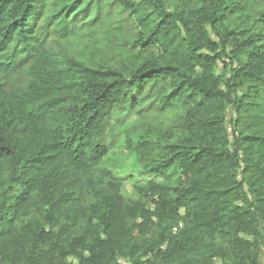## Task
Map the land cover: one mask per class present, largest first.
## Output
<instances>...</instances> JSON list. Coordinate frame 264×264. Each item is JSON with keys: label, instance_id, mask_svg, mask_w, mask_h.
Wrapping results in <instances>:
<instances>
[{"label": "trees", "instance_id": "trees-1", "mask_svg": "<svg viewBox=\"0 0 264 264\" xmlns=\"http://www.w3.org/2000/svg\"><path fill=\"white\" fill-rule=\"evenodd\" d=\"M121 260L264 264V0H0V264Z\"/></svg>", "mask_w": 264, "mask_h": 264}, {"label": "rangeland", "instance_id": "rangeland-1", "mask_svg": "<svg viewBox=\"0 0 264 264\" xmlns=\"http://www.w3.org/2000/svg\"><path fill=\"white\" fill-rule=\"evenodd\" d=\"M103 34H99L97 37H103ZM78 43L75 41H69V49L75 55H80L85 57L82 54V49L77 47ZM99 47L103 46L100 44ZM109 49L108 54L115 60L114 66L116 68L120 67L125 59L120 55H112V51ZM107 52V51H106ZM116 54V53H115ZM10 79L15 86H24L27 90L30 89L29 84H27L26 77L24 76V72L12 73L10 75ZM118 120L117 117L114 118V123ZM135 121V117L131 114H124L122 116L120 125L116 129V133L113 139V149L110 155L105 160L106 167L119 178L123 183L122 194L126 201H134L138 198V194L135 191L134 185H144L148 178L141 174L138 163L136 161L135 155L133 153L127 152L123 146V142L121 140V133L129 129ZM121 264H130L127 260H121Z\"/></svg>", "mask_w": 264, "mask_h": 264}, {"label": "built area", "instance_id": "built-area-1", "mask_svg": "<svg viewBox=\"0 0 264 264\" xmlns=\"http://www.w3.org/2000/svg\"><path fill=\"white\" fill-rule=\"evenodd\" d=\"M175 231H176V229H175Z\"/></svg>", "mask_w": 264, "mask_h": 264}]
</instances>
